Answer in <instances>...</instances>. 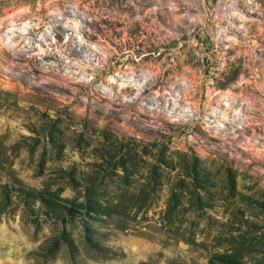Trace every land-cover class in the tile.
Returning <instances> with one entry per match:
<instances>
[{
    "label": "rangeland",
    "instance_id": "1",
    "mask_svg": "<svg viewBox=\"0 0 264 264\" xmlns=\"http://www.w3.org/2000/svg\"><path fill=\"white\" fill-rule=\"evenodd\" d=\"M130 69L156 82L126 107L76 92L112 76L123 99ZM258 252L264 0H0V264H264Z\"/></svg>",
    "mask_w": 264,
    "mask_h": 264
},
{
    "label": "clouds",
    "instance_id": "2",
    "mask_svg": "<svg viewBox=\"0 0 264 264\" xmlns=\"http://www.w3.org/2000/svg\"><path fill=\"white\" fill-rule=\"evenodd\" d=\"M248 3H251V0H248ZM192 6L193 5H190V7H192ZM248 10L249 11H254L255 8L252 7V8H249ZM233 14H236V13H233ZM81 19L82 20H87L88 17L86 15L82 14L81 15ZM75 25H76V27H78L80 29H84L85 31H87L85 25L83 23H81L79 20L75 21ZM68 26L69 25H67V24L65 25V27H68ZM9 31H12V29H9ZM17 31L23 32L24 31V27L21 26L20 28L17 29ZM74 35L76 37V40L74 41V44L76 42H78L79 45L85 44V41L83 39H80V35H79L78 32L74 33ZM86 47L88 49L95 48L96 52L100 51V49L96 48L93 44H87ZM84 55H85V59H87L88 56H89L88 53H85ZM129 55H131V54H129ZM157 71L162 72L163 70L162 69H158ZM212 74H216L215 71ZM154 77H156V72H148V71H145V70H140L138 75L136 76V80L134 82L133 81V74H131V69L129 70L128 73H124L123 75H121L120 76V81H119L120 87L129 86L131 88L136 89V91L132 92L130 95L123 96V99H115V97L112 96L111 85L116 83V81L113 80L112 76H107L106 77L107 84L99 83V84H94V85L90 84V81H92V79H93L92 76L80 77L79 78V82L83 85V88L82 89H77L76 92H78L80 94V98H83L86 91L99 90L101 95L107 96L109 99H113L116 103H120V104H122L123 106L126 107L128 104L125 103V102L134 100L136 96H139L140 91L144 87H148L149 90L151 91L152 85L156 82ZM74 79H76V78L74 77ZM177 79H178V82L182 83V81H179V78H177ZM116 94H117V96L121 95L120 88L116 89ZM150 98L153 99V100L155 99V97H150ZM141 99H143V98H141ZM152 107H155V104H153ZM156 111H157V114L162 116V119H164V120H171L172 119V116L170 114L169 115H164L161 109H157ZM181 115H183V113H181ZM126 118H127V113H125V119ZM177 119H179V117H177ZM151 126L157 127V128L160 127L159 124H155V125H151ZM189 131H190V129H189ZM256 255H257V258L259 259L260 256H264V253L258 252V253H256Z\"/></svg>",
    "mask_w": 264,
    "mask_h": 264
}]
</instances>
